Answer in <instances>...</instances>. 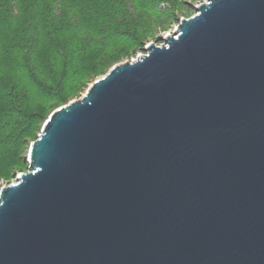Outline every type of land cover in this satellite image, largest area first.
<instances>
[{
  "label": "water",
  "instance_id": "obj_1",
  "mask_svg": "<svg viewBox=\"0 0 264 264\" xmlns=\"http://www.w3.org/2000/svg\"><path fill=\"white\" fill-rule=\"evenodd\" d=\"M196 10L49 115L0 264H264V0Z\"/></svg>",
  "mask_w": 264,
  "mask_h": 264
},
{
  "label": "trees",
  "instance_id": "obj_2",
  "mask_svg": "<svg viewBox=\"0 0 264 264\" xmlns=\"http://www.w3.org/2000/svg\"><path fill=\"white\" fill-rule=\"evenodd\" d=\"M161 1L130 0L140 16H150L142 6ZM108 2L0 0V177L25 161L21 146L48 118L40 111L62 105L75 88L76 61L89 57L91 64L108 51L142 46L125 4ZM42 50L47 60L39 58Z\"/></svg>",
  "mask_w": 264,
  "mask_h": 264
},
{
  "label": "rangeland",
  "instance_id": "obj_3",
  "mask_svg": "<svg viewBox=\"0 0 264 264\" xmlns=\"http://www.w3.org/2000/svg\"><path fill=\"white\" fill-rule=\"evenodd\" d=\"M85 1L96 7L99 5L104 6L105 2H108L109 0ZM120 1L125 4V10L127 13L126 20L131 19L128 15L132 16L131 20L133 25L131 26V29H135L137 31L140 41L142 42V46L130 49L129 51L120 49L108 51L101 57L95 58L94 62L91 64L87 62L89 57L76 61L74 63V70L77 71V79L79 78V80L77 81L75 88L67 94L62 105L46 106L42 111H40L43 117H49V115L57 108L64 106L73 100L80 99L82 95H84L87 88L94 81L105 76L113 66L134 60L138 56L146 54L144 49L149 44L160 46L163 43L162 39L164 37L174 33L179 24V20L188 19L195 15L197 13L196 7L204 3L206 0H163L161 2H157L156 4H145V6H142V10H145L148 13L150 12V16H140L131 4L130 0ZM14 14H17L16 10H14ZM39 58L47 60L45 50L41 51ZM34 111L35 110H31L30 112ZM40 131L37 133L36 137ZM34 140H29L26 144L21 146L20 157L21 159H25V161L20 160V162L17 163V166L10 170L8 175L0 177V188L14 183L20 173L27 172L29 147L31 142Z\"/></svg>",
  "mask_w": 264,
  "mask_h": 264
}]
</instances>
